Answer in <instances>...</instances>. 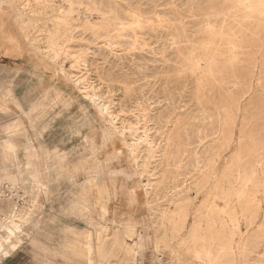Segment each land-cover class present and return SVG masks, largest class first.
<instances>
[{"label":"rangeland","instance_id":"obj_1","mask_svg":"<svg viewBox=\"0 0 264 264\" xmlns=\"http://www.w3.org/2000/svg\"><path fill=\"white\" fill-rule=\"evenodd\" d=\"M3 53L0 261L264 264V0H0Z\"/></svg>","mask_w":264,"mask_h":264},{"label":"bare ground","instance_id":"obj_2","mask_svg":"<svg viewBox=\"0 0 264 264\" xmlns=\"http://www.w3.org/2000/svg\"><path fill=\"white\" fill-rule=\"evenodd\" d=\"M257 1V0H256ZM252 4H255V3H252ZM257 4V3H256ZM233 8V7H232ZM251 8V7H250ZM104 15V14H103ZM65 20V19H64ZM66 21V20H65ZM68 21V20H67ZM56 33V32H55ZM54 34V33H53ZM56 35V34H55ZM39 40H37V42H38ZM56 42V41H55ZM53 45V44H52ZM34 47V46H33ZM63 49V48H62ZM60 50H61V48H60ZM49 51H53L52 53L54 54V52H55V54L53 55V56H51L50 58H52V59H54V58H58L59 57V54L57 53V51H55L53 48H51V49H49L48 50V52ZM50 66V65H49ZM83 80L81 79V78H77L76 80H75V82H76V84H78V85H81V83H83L82 82ZM83 86V85H82ZM89 97H90V99H92V100H94V101H97V102H99L98 103V107H99V109L101 110V111H103V110H105V109H107L106 108V106H105V104L104 103H102V101H101V99L99 98V97H97L98 95L97 94H95V93H86ZM103 112H105V111H103ZM117 130V129H116ZM120 130V129H119ZM132 133H134V132H132ZM130 134H131V131H130ZM133 136V135H132ZM124 139H125V134H124V137H123ZM141 142V141H140ZM148 142V141H147ZM121 143V142H120ZM126 143V142H125ZM127 145H128V147L129 148H131L134 144H136V143H134V142H128L127 141V143H126ZM141 144V143H140ZM137 145V144H136ZM141 146V145H140ZM142 151V150H141ZM138 155V154H137ZM132 156V155H131ZM133 159H135V158H133ZM136 162V161H135ZM137 163V162H136ZM254 173V172H253ZM238 175V174H237ZM239 177V176H238ZM252 178V177H251ZM245 179V178H244ZM249 179V178H248ZM241 180V179H240ZM245 181V180H244ZM245 182H247V181H245ZM243 185H244V183H242ZM247 184V183H246ZM236 191H237V189H236ZM248 191V190H247ZM244 192V191H243ZM238 193V192H237ZM245 195V194H244ZM237 196V195H236ZM240 200V199H239ZM232 207H233V205H232ZM236 225V224H235ZM11 231V234H12V232H13V229H11L10 230ZM10 234V235H11ZM7 236V235H6ZM9 236V235H8ZM2 237V236H1ZM97 237V236H96ZM4 239H6V237L4 238ZM91 239V238H90ZM88 240V239H87ZM11 241V240H10ZM8 243V242H7ZM2 244V243H1ZM4 244H6L5 242H4ZM9 244V243H8ZM3 245V244H2ZM1 245V246H2ZM91 245V244H90ZM5 246V245H4ZM4 246H2V247H4ZM106 247V246H105ZM116 247V246H115ZM5 248V247H4ZM114 248V247H113ZM15 249V244H12V245H10V247H9V249H7L5 252H4V254H5V256H8L9 254H11V253H9V251H11V250H14ZM91 250V249H90ZM210 253V252H209ZM124 254V253H123ZM111 255V254H110ZM207 255V254H206ZM99 256V255H98ZM103 256V255H102ZM214 256V255H213ZM101 257V256H100ZM111 257V256H110ZM217 257V256H216ZM216 259V258H215ZM213 261V260H212ZM214 262V261H213ZM208 263V262H207ZM211 263V262H210Z\"/></svg>","mask_w":264,"mask_h":264},{"label":"crops","instance_id":"obj_3","mask_svg":"<svg viewBox=\"0 0 264 264\" xmlns=\"http://www.w3.org/2000/svg\"><path fill=\"white\" fill-rule=\"evenodd\" d=\"M21 58H23L21 55H15V53L11 55H7L3 53V55H0V78H2L1 75L4 69L6 70L7 68H9L10 64L13 63L14 60L19 61ZM27 66L29 67V63H27ZM8 126H14V124H9ZM10 255L11 254H9L8 256ZM8 256L3 255L2 257H8ZM0 262L4 263V261H0ZM4 264H7V263H4Z\"/></svg>","mask_w":264,"mask_h":264},{"label":"built area","instance_id":"obj_4","mask_svg":"<svg viewBox=\"0 0 264 264\" xmlns=\"http://www.w3.org/2000/svg\"><path fill=\"white\" fill-rule=\"evenodd\" d=\"M0 264H4L3 262H0Z\"/></svg>","mask_w":264,"mask_h":264}]
</instances>
